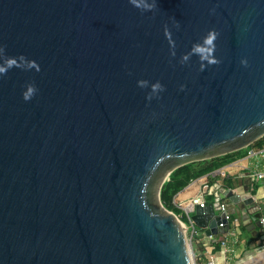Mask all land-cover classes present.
Wrapping results in <instances>:
<instances>
[{"label":"water","instance_id":"water-1","mask_svg":"<svg viewBox=\"0 0 264 264\" xmlns=\"http://www.w3.org/2000/svg\"><path fill=\"white\" fill-rule=\"evenodd\" d=\"M143 2L0 0V264H193L164 184L264 138V0Z\"/></svg>","mask_w":264,"mask_h":264},{"label":"crops","instance_id":"crops-1","mask_svg":"<svg viewBox=\"0 0 264 264\" xmlns=\"http://www.w3.org/2000/svg\"><path fill=\"white\" fill-rule=\"evenodd\" d=\"M254 150H264V146L259 145L255 147H249L227 157L223 156L222 158L217 159L216 163L221 164L222 166H220V168L216 171L219 172V170H221L223 171L224 175L222 173L213 174L216 171L209 175V178H212L214 180L213 186H210V182H207L208 174L200 177L199 179L193 180V182L186 188V190L182 191L176 196V203L184 205L189 202L193 195H188L187 192L193 186H200V182L202 183V185H206L207 188L209 186L211 187V192H209L210 194L219 193L220 195V193L223 192L221 189H232L236 194L241 195L245 199L247 197H252L254 201L253 203L245 205L243 202H240L239 204H237V206H241V208H246L245 210H248V212L251 213V217H254L255 214H259L261 216L264 215V196L262 191V183L260 181L252 180L250 178V174L256 171H264V159L259 157L258 155L255 158L249 157V151ZM211 196L214 200L215 196ZM237 216L242 218V220L246 221V216H244L242 213H239ZM241 232L245 233V235L248 233H252L254 235L252 239L253 242L258 244L260 241L264 244V230L256 222L251 223L247 227H241L239 235L241 234ZM258 233H261V235H258ZM205 237V232L201 231L200 236L197 238V241L194 243L193 246L195 254H197L203 260L209 259L211 256H214L215 258H217V261L220 264H223L224 258L222 251L221 249L216 250L218 244H206ZM220 238L218 237L217 240H219ZM248 240L249 239H247V241H241L240 237L236 239L237 246L232 248L234 249V253H232V258L235 257L234 264H264V246L259 248H251V244L249 245L248 243L251 238L249 241ZM246 242L248 243L249 247H246L244 245ZM239 245L241 246V248L242 245H244L243 249L245 250V252L243 255L239 254V250H241V248L238 247Z\"/></svg>","mask_w":264,"mask_h":264},{"label":"built area","instance_id":"built-area-1","mask_svg":"<svg viewBox=\"0 0 264 264\" xmlns=\"http://www.w3.org/2000/svg\"><path fill=\"white\" fill-rule=\"evenodd\" d=\"M248 155L251 158H255L258 155L259 157L264 159V150L249 151ZM217 173H222L224 175L223 171L221 170H219V172L216 171L213 174ZM250 178L252 180L260 181L262 183V191L264 196V171H256L250 174ZM199 184V193L197 195H194L189 200V202L184 205H180L176 203V201L173 202L175 204V207L180 210L179 213H175L173 210H171L170 212L173 213L177 217L178 221L181 222L186 228L188 243L191 247L193 264H220L217 261V258H215L214 256H211L209 259L203 260L195 254L193 249L194 243L197 241V238L200 236L201 231L203 230L199 229L195 225L192 220V214H195V210L197 207L205 211L208 206L213 205L217 214L224 216L227 223H223L220 225V229H222L224 232L219 236H206V244L209 243V245H220V249L224 258L223 264H234L235 259L232 258L233 249L231 248L229 243H237L236 239H238V234L241 227H247L253 222H256L264 230V215L261 216L259 214H255L254 217H251V213H249L248 210H245L246 208H241V206L233 204L228 198L223 199L221 200V202L217 203L216 200L220 197L221 193L220 195L219 193L210 194V186L204 189L201 187L202 183L199 182ZM221 190L224 192V189ZM205 193L215 196L213 202L209 203L205 200ZM239 213H242L244 216H246V221L242 220V218L237 216ZM218 237L220 238L219 240H217Z\"/></svg>","mask_w":264,"mask_h":264},{"label":"trees","instance_id":"trees-1","mask_svg":"<svg viewBox=\"0 0 264 264\" xmlns=\"http://www.w3.org/2000/svg\"><path fill=\"white\" fill-rule=\"evenodd\" d=\"M259 145L264 146V138L253 144L251 147ZM217 159L219 158L189 164L177 169L174 173H172L170 181L164 184L161 191V202L163 206L167 209L173 210L175 213H179L180 210H178L173 203L176 200V196L182 191L186 190V188L193 182V180L199 179L204 175L208 174L207 182H210V186L213 185L214 180L212 178H209V175H211L214 171L219 169L220 166H222L221 164L216 163ZM197 164L201 165V169L195 168V166H198ZM219 249L220 245H217L216 250Z\"/></svg>","mask_w":264,"mask_h":264},{"label":"rangeland","instance_id":"rangeland-1","mask_svg":"<svg viewBox=\"0 0 264 264\" xmlns=\"http://www.w3.org/2000/svg\"><path fill=\"white\" fill-rule=\"evenodd\" d=\"M219 158H222V157H219ZM205 161H207V160H205ZM209 161V160H208ZM200 162H202V161H200ZM195 163H199V162H195ZM193 164V163H192ZM198 166H195V168H197V169H201V165L200 164H197ZM171 177V176H170ZM169 177V179L166 181V183H168L169 181H170V178ZM165 183V184H166ZM201 187L202 188H206V185H201ZM199 186H193L188 192H187V194L189 195V194H192L193 196L194 195H197L198 193H199ZM205 200L206 201H208L209 203H211V202H213V197L211 196V195H209L208 193H205ZM163 205V204H162ZM167 209V208H166ZM167 211H171V209H167ZM194 216V214H192V217ZM241 235H242V237H241ZM258 235H261V233H258ZM253 234L252 233H248V234H246L245 235V233H242L241 232V234L239 235L238 234V237H240V239H241V241L242 240H246L247 241V239H249L250 240V238H251V240L248 242L249 243V245L251 244V248L252 247H262V246H264V244L263 243H261L260 241H259V243L257 244V243H255V242H253ZM248 243L246 242L244 245L246 246V247H249V245H248ZM230 244V246H231V248H234L235 246H237V243H229ZM238 244H239V242H238ZM244 245H242V248H241V246L239 245L238 247H240L241 248V250H239V254L241 255H243L244 254V252H245V250L243 249L244 248ZM247 249V248H246ZM236 252V251H235ZM233 253H234V249H233ZM197 255V254H196ZM244 257V256H243ZM234 259H235V257H233Z\"/></svg>","mask_w":264,"mask_h":264},{"label":"clouds","instance_id":"clouds-1","mask_svg":"<svg viewBox=\"0 0 264 264\" xmlns=\"http://www.w3.org/2000/svg\"><path fill=\"white\" fill-rule=\"evenodd\" d=\"M131 2L133 4H135L137 7H143L144 9H150L152 7V5H150V4L146 3V2H143V0H131ZM215 38H216L215 32H211L209 34V36L205 38L204 44L205 45H213ZM194 50L197 53H204L205 51H210L212 49H206L203 46L197 45ZM203 58L207 59V57H203ZM211 62L215 63L216 61L213 60ZM242 63H244L246 65L247 61L244 60V61H242ZM138 83L143 84L144 82L141 81V82H138ZM153 89L154 90L163 91V86L161 84L157 83V84L153 85ZM30 91H32V90L30 89ZM31 98H32L31 95H25V99L26 100H30ZM149 99H151V96H149Z\"/></svg>","mask_w":264,"mask_h":264}]
</instances>
